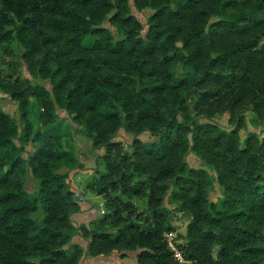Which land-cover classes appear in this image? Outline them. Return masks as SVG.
Wrapping results in <instances>:
<instances>
[{
  "label": "trees",
  "instance_id": "1",
  "mask_svg": "<svg viewBox=\"0 0 264 264\" xmlns=\"http://www.w3.org/2000/svg\"><path fill=\"white\" fill-rule=\"evenodd\" d=\"M129 2L0 0V60L17 43L32 77L0 71V93L25 121L20 130L0 106V264H77L81 256L78 244L63 248L78 205L54 171L69 152L47 135L22 155L25 142L54 126L57 109L104 147L93 183L102 213L80 228L88 255L125 249L138 264H264V0H132L153 10L144 33ZM182 66L188 75L177 74ZM30 97L37 127L25 113ZM245 111L259 132L241 138ZM219 113L229 114L231 129L198 120ZM122 125L155 139L125 148L111 140ZM190 151L216 173L219 202L208 198L209 172L185 161ZM26 164L38 180L32 194ZM169 184L189 218L174 249L166 234L176 227L161 205Z\"/></svg>",
  "mask_w": 264,
  "mask_h": 264
},
{
  "label": "rangeland",
  "instance_id": "2",
  "mask_svg": "<svg viewBox=\"0 0 264 264\" xmlns=\"http://www.w3.org/2000/svg\"><path fill=\"white\" fill-rule=\"evenodd\" d=\"M132 13L139 19L144 33L148 27V18L152 14L151 8H145L143 10H137L132 0L129 2ZM103 25L112 33L114 37L118 36L117 28L111 25L109 22H104ZM85 44L90 43V38L87 37L84 40ZM22 47L17 43L13 45V53L11 56H4L0 60V71L3 77L6 79H13L16 76L20 78L32 79L31 75L25 69V66L20 57ZM177 74L185 76L189 74L188 69L185 66L177 68ZM37 82L44 83L49 86L47 81L36 79ZM1 109L13 116L19 129H23L25 121L20 116L18 105L15 101L11 100L7 93H0ZM27 120L32 121L34 127H37L36 115L37 105L36 102L30 97L28 107L25 111ZM58 119L51 129L40 131L43 133L42 139L36 141H28L24 143L25 151L22 153L24 157H27L28 152H32L37 145H42L46 142L45 136L57 135L58 140L50 138L47 142L55 145H59L61 149L69 152L67 155H62L58 160H55L57 166L54 171L61 173L65 176V182L68 190L73 194V198L78 205V210L70 214L71 227L65 232L67 237L65 239L64 249H70L73 244H78L82 248L81 256L78 259L77 264H138L136 260V252L125 249H116L105 255H88L86 252L87 239H85L80 231L82 226H89L91 220L94 217H99L102 213L104 198L102 195L97 194L93 183L97 180L99 173L104 171L103 162L101 156L104 154V147H94L92 145V137L85 131L83 125L73 121L66 111L57 109ZM245 116V126L240 130L241 138H244L247 132L255 131L259 132V127L254 120L253 114L250 111L243 112ZM199 122H212L215 123L220 129L229 130L233 127V124L229 122L228 113H219L210 119L200 118ZM19 130V131H20ZM21 134V133H20ZM134 138H138L142 142H150L155 139L150 132L145 131L140 134L128 131L122 125L111 136V140L121 142L125 148H127ZM15 144H21L18 139H15ZM185 161L189 167L205 168L211 176V186L208 190V198L211 201L219 202L221 199V191L217 182L216 173L209 167L205 166L203 162L193 154L189 152ZM26 173L24 175V188L25 191L32 194L38 185L37 178L33 177L28 167L25 165ZM175 186L169 184V186L163 191L161 195V205L171 216V223L176 227L175 233H167V238L171 240L173 244V238L175 234H183L185 232V226L189 220L188 216L180 212L177 208L178 202L172 198ZM136 202V200H133ZM105 210V209H104Z\"/></svg>",
  "mask_w": 264,
  "mask_h": 264
},
{
  "label": "built area",
  "instance_id": "3",
  "mask_svg": "<svg viewBox=\"0 0 264 264\" xmlns=\"http://www.w3.org/2000/svg\"><path fill=\"white\" fill-rule=\"evenodd\" d=\"M168 243H169L170 247H171L172 249H174V246H173L171 240L168 239ZM176 256L180 258V255H179L178 252H176Z\"/></svg>",
  "mask_w": 264,
  "mask_h": 264
}]
</instances>
